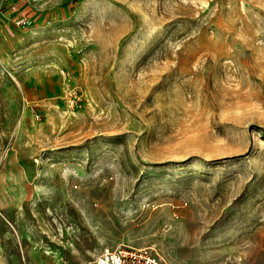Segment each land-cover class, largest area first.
Returning a JSON list of instances; mask_svg holds the SVG:
<instances>
[{"label": "rangeland", "instance_id": "rangeland-1", "mask_svg": "<svg viewBox=\"0 0 264 264\" xmlns=\"http://www.w3.org/2000/svg\"><path fill=\"white\" fill-rule=\"evenodd\" d=\"M264 264V0H0V264Z\"/></svg>", "mask_w": 264, "mask_h": 264}, {"label": "built area", "instance_id": "built-area-1", "mask_svg": "<svg viewBox=\"0 0 264 264\" xmlns=\"http://www.w3.org/2000/svg\"><path fill=\"white\" fill-rule=\"evenodd\" d=\"M94 264H169L159 252L151 247L121 244L105 248L96 257Z\"/></svg>", "mask_w": 264, "mask_h": 264}]
</instances>
